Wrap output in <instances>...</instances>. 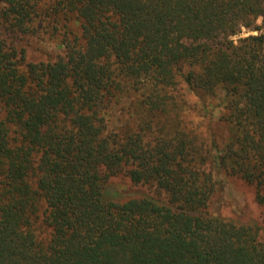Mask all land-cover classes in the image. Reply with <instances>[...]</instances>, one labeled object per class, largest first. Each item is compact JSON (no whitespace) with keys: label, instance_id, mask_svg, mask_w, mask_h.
Returning a JSON list of instances; mask_svg holds the SVG:
<instances>
[{"label":"trees","instance_id":"trees-1","mask_svg":"<svg viewBox=\"0 0 264 264\" xmlns=\"http://www.w3.org/2000/svg\"><path fill=\"white\" fill-rule=\"evenodd\" d=\"M218 171L264 207V0H0V264H264Z\"/></svg>","mask_w":264,"mask_h":264},{"label":"rangeland","instance_id":"rangeland-1","mask_svg":"<svg viewBox=\"0 0 264 264\" xmlns=\"http://www.w3.org/2000/svg\"><path fill=\"white\" fill-rule=\"evenodd\" d=\"M250 33L256 32L242 29L240 36H246ZM59 39L60 36H51L48 33L40 34L39 36L29 35L18 39L17 46L18 48H24L28 60L46 61L62 52V45ZM188 100L189 102L194 101L195 97L189 94ZM220 113H222V108L216 106L214 118L218 117ZM186 120H190L188 123L192 126L198 121V116L194 113H188ZM202 128L205 131L206 128ZM213 131L219 143L223 142L228 136L227 127L222 123L217 122L213 127ZM216 176L221 182V190L211 201L213 213L231 217L239 222L256 221L264 227V207L259 206L255 202L252 188L237 177L226 176L222 171H218ZM110 184L121 192L132 190L128 180L121 176L111 178Z\"/></svg>","mask_w":264,"mask_h":264}]
</instances>
